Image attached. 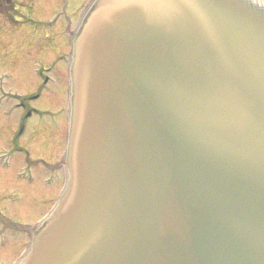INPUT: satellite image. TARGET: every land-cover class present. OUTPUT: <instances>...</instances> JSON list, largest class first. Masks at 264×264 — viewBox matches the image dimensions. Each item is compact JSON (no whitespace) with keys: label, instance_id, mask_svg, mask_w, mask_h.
<instances>
[{"label":"water","instance_id":"obj_1","mask_svg":"<svg viewBox=\"0 0 264 264\" xmlns=\"http://www.w3.org/2000/svg\"><path fill=\"white\" fill-rule=\"evenodd\" d=\"M65 184L13 264H264V0H90Z\"/></svg>","mask_w":264,"mask_h":264},{"label":"rangeland","instance_id":"obj_2","mask_svg":"<svg viewBox=\"0 0 264 264\" xmlns=\"http://www.w3.org/2000/svg\"><path fill=\"white\" fill-rule=\"evenodd\" d=\"M87 1L19 0L14 13L20 21L0 13V264L28 243L27 223L34 224L55 201L64 166L65 107L59 97L51 95L41 105L38 100L40 109L18 140L17 102L39 89L37 66L67 49L66 29Z\"/></svg>","mask_w":264,"mask_h":264},{"label":"flooded vegetation","instance_id":"obj_3","mask_svg":"<svg viewBox=\"0 0 264 264\" xmlns=\"http://www.w3.org/2000/svg\"><path fill=\"white\" fill-rule=\"evenodd\" d=\"M65 38V37H63ZM61 37L60 39L63 40ZM63 52L56 58L55 61L49 63H41L37 66V73L42 77V82L37 91L29 92L24 96H21V100L17 104L21 107V112L18 116V126L19 129L15 134V139H19L21 135L26 132V127L29 119L35 112L39 111L40 106H38V100L41 103L44 102L47 98L59 97L60 106L65 107L64 114V130L66 132L67 126V78H68V61L67 53L70 49L69 44L66 45ZM65 94V95H64ZM35 100L37 104H35ZM2 129V126L0 125ZM65 134L63 145L65 142ZM63 147V146H62ZM28 153V157H29ZM32 161V160H30Z\"/></svg>","mask_w":264,"mask_h":264},{"label":"trees","instance_id":"obj_4","mask_svg":"<svg viewBox=\"0 0 264 264\" xmlns=\"http://www.w3.org/2000/svg\"><path fill=\"white\" fill-rule=\"evenodd\" d=\"M19 0H0V12L5 13L9 18L12 16L17 17L15 10L18 9Z\"/></svg>","mask_w":264,"mask_h":264}]
</instances>
